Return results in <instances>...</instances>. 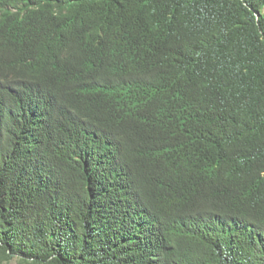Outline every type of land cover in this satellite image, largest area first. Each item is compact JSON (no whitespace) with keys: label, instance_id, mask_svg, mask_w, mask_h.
I'll return each instance as SVG.
<instances>
[{"label":"trees","instance_id":"trees-1","mask_svg":"<svg viewBox=\"0 0 264 264\" xmlns=\"http://www.w3.org/2000/svg\"><path fill=\"white\" fill-rule=\"evenodd\" d=\"M264 264V0H0V264Z\"/></svg>","mask_w":264,"mask_h":264},{"label":"rangeland","instance_id":"rangeland-1","mask_svg":"<svg viewBox=\"0 0 264 264\" xmlns=\"http://www.w3.org/2000/svg\"><path fill=\"white\" fill-rule=\"evenodd\" d=\"M14 264H20L18 261H15Z\"/></svg>","mask_w":264,"mask_h":264}]
</instances>
